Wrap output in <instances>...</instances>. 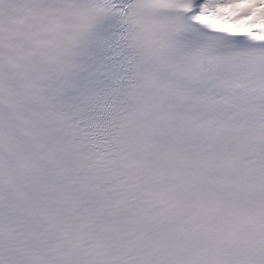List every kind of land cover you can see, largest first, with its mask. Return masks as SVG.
Listing matches in <instances>:
<instances>
[{"label":"bare ground","instance_id":"1","mask_svg":"<svg viewBox=\"0 0 264 264\" xmlns=\"http://www.w3.org/2000/svg\"><path fill=\"white\" fill-rule=\"evenodd\" d=\"M212 7L216 8V9H224L225 10V6L223 5L221 0H212L211 4ZM250 6H253L252 4H250L249 2L245 3L244 5H242L240 8L242 9H246Z\"/></svg>","mask_w":264,"mask_h":264},{"label":"rangeland","instance_id":"2","mask_svg":"<svg viewBox=\"0 0 264 264\" xmlns=\"http://www.w3.org/2000/svg\"><path fill=\"white\" fill-rule=\"evenodd\" d=\"M249 2L251 3V4H253L254 6H256V7H261V6H264V3L262 2H259L258 0H249Z\"/></svg>","mask_w":264,"mask_h":264}]
</instances>
